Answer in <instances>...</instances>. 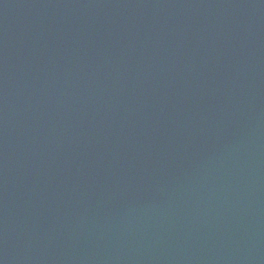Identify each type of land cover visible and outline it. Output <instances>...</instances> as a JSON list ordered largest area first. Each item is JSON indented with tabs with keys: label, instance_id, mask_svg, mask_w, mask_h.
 <instances>
[{
	"label": "water",
	"instance_id": "water-1",
	"mask_svg": "<svg viewBox=\"0 0 264 264\" xmlns=\"http://www.w3.org/2000/svg\"><path fill=\"white\" fill-rule=\"evenodd\" d=\"M0 264H264V0H0Z\"/></svg>",
	"mask_w": 264,
	"mask_h": 264
}]
</instances>
